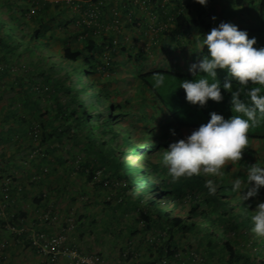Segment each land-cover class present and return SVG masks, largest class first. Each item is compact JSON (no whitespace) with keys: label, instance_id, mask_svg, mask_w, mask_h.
Returning a JSON list of instances; mask_svg holds the SVG:
<instances>
[{"label":"trees","instance_id":"obj_1","mask_svg":"<svg viewBox=\"0 0 264 264\" xmlns=\"http://www.w3.org/2000/svg\"><path fill=\"white\" fill-rule=\"evenodd\" d=\"M85 1L86 3L89 1L99 2V0H82L79 5ZM169 1L148 0V6L152 4L153 7L158 6L161 10H165L162 8L168 7V5L170 7ZM179 1L180 3L177 1V7L181 8L182 11L176 12V17L173 20H166L167 27L158 30L157 38L161 33H164V41H170L167 43V48L170 50V47L175 46L183 57H189L188 59L192 63H196L203 56L208 55L207 48H202L196 41V39L201 38L196 37L204 36L213 28L218 27L220 23H225L226 20L234 23V21L239 22L244 18L250 26L234 25L238 26L240 30L246 31L249 38L254 37L257 40L255 47H264V0H207L206 5H201L196 0H192L193 4L187 0ZM61 4L67 6L64 2L56 5ZM192 5H194L193 10H191ZM255 7L257 8L255 9ZM47 29V25L37 19L28 18V13L24 12L22 8L18 9L15 6L12 8L8 4L0 6V46L2 45L3 49L13 52L14 56L17 53L18 56L20 55L19 51L24 48L22 44L26 43L29 47L39 50L44 56L48 55L49 58H53V55L45 50L47 46L49 48L54 47L51 44V37L47 34ZM171 39L176 45L171 42ZM56 54H60L61 58L56 62L52 60V64L61 62L63 64L62 70L68 71L58 73V75L53 71L54 75L48 73V75H52L48 76L49 80L57 76L56 86L58 90H54L51 96L57 103L55 122L56 128H60L54 130L58 135L61 133L63 135L68 134L67 137L72 138V140L78 139L77 132H86V139L80 143L86 147L87 151L88 148H92L95 152L94 144L97 142L101 144L103 150L98 154L104 157L105 164L97 167L105 170L106 177L98 182L96 172L100 170L97 167H88L85 181L86 184L89 183L92 188H95L92 195L95 194L98 187L103 188L106 184L114 192V196L103 201L105 225L102 234L105 236H102L110 241L120 243L121 251L130 248V261L123 259L122 263L187 264L188 257L192 258L194 250L188 248L187 250L190 252L186 253L185 249L179 251L175 243L178 239L183 240L187 234L195 233L201 237L197 243L205 244L198 249L203 248V252L212 258H218L222 264H264V238L254 236L251 232L252 224L250 221L252 212L256 210L257 205L264 202V188L259 190L257 196L248 200H242L237 193L231 190V182L236 177L244 178L247 167L256 163L264 166V149L262 147L264 145V116H260L257 125L249 131V144L256 141L259 146L255 149L248 145L243 152L241 161L233 165L236 169L232 170V168L227 167L223 170L222 176L195 175L186 178L177 177L168 181L159 164L162 150H167L171 143L186 139L202 124H206L210 120L211 113L220 114L225 119L231 118L233 115L230 105L231 94L223 89V84L226 81H231L233 89H235L238 87V82L232 80L226 70L218 69L217 80L221 84L222 95L224 96L222 102L217 103L209 100L204 107L192 105L186 100V94L182 89L178 95L166 97L169 102L173 101L174 110L166 106V100L161 97V92L151 85L156 90V97L160 99V107L152 112L148 110H143L145 113L138 110L135 112L123 103L112 100L101 89L96 94L90 92L89 86L95 88L93 83L95 80L90 79L95 71L80 61L82 57L80 52L65 47L63 51ZM50 68L53 69V66ZM71 74H74L72 77L75 86L73 80H70ZM83 74L87 80L85 83L87 88H84L82 82L75 77ZM166 75L174 77V79L195 81L206 74L201 72L183 74L167 72L155 74L153 78L161 79ZM146 78L147 87L152 82L151 76ZM208 79L210 83L213 82L212 78L209 77ZM252 86L249 85V87ZM89 92L91 94H88ZM84 93L88 95H84ZM242 99L248 103L246 97L242 96ZM103 100L107 106L106 109H100ZM38 124L40 125V142L44 145L48 139L47 122L46 120L38 121ZM30 125L27 126L28 131L33 129L34 124H32L31 129L29 128ZM60 130L61 133H58ZM173 131L175 135H173ZM26 133L25 130L24 134L26 135ZM95 134L99 137L98 140L93 139ZM77 146L80 147L81 145L78 144ZM47 153L54 155L55 151L47 149ZM128 154L132 157L134 154H139V167L132 168L126 163L130 157ZM94 157L96 158V152ZM86 167L87 165H82L81 168L85 171ZM82 170L80 169V171ZM67 174H70V171L61 175L56 166L53 169H48L43 175H45V181L54 178L60 182L59 187L47 189V191L54 192L53 197L59 201L56 202L59 204V208L63 206L62 204L70 205L68 207L70 209L67 208L66 210L68 213L66 216H73L75 221L74 229L70 231L69 236L77 237L81 242L86 240L85 234L87 232L93 237L90 238L91 242L103 238L98 237L91 228L98 221L96 218L90 219V212H87L86 215H80L77 212L76 217L71 202L77 203L79 201L78 203L84 205V195H73L72 190L70 191L61 184ZM204 179H212L217 185L214 195H208L206 189L202 187ZM42 185L45 184L40 181L38 188L42 189ZM135 185L138 188L148 186V192L145 193L144 189H140L139 194H137ZM11 191L12 189H10L11 200L15 201ZM47 193L49 194V192ZM43 194L42 192L41 198ZM69 196L72 199L70 203L68 201ZM95 197L96 195L91 199L94 206H97L96 204L99 205L100 201ZM40 199H36V205H40L39 202L42 201ZM129 218H131V222L128 221ZM84 220L89 231H86L85 227L79 228V223ZM63 224L66 226V223ZM153 225L159 227L153 230ZM64 226L58 228L62 229ZM79 229L85 230V232L79 235ZM157 229L166 231L169 235V239L164 242L162 247L157 245L156 240H154L155 243L152 247L145 246L146 250L141 248V245H137V238L144 234L145 230L154 232ZM204 232H209L208 236L210 237L207 239L203 237ZM92 248L94 249V247ZM203 252L197 250L202 259L203 256H206ZM97 253L102 254L98 251ZM192 263L191 259L189 264ZM201 264L205 263L202 262Z\"/></svg>","mask_w":264,"mask_h":264},{"label":"crops","instance_id":"obj_2","mask_svg":"<svg viewBox=\"0 0 264 264\" xmlns=\"http://www.w3.org/2000/svg\"><path fill=\"white\" fill-rule=\"evenodd\" d=\"M132 1H102L101 8L97 9L100 13L99 19L92 24L88 23L91 6L86 1L80 4L78 9L62 4L56 5L50 0H0V6L8 4L12 8L13 6L22 8L28 13V18H35L47 25V34L51 37V44L54 46L49 48L51 53H59L65 47L80 52L82 55L80 61L95 71L91 75L92 79L112 100L123 103L135 112L137 110L152 112L160 107V99L156 97V90L151 87L152 83L146 87L145 78L151 76L152 82L155 77L153 75L158 73H189L193 63L189 61V57H183L180 52L173 56L164 55L158 52L160 46L153 44L159 38H157L158 32L167 27L166 20H173L175 15L182 11L177 7V1L178 3L180 1L170 0V7L168 5L162 8L165 10H161L158 6L153 7L152 4L147 8H137L132 5ZM187 1L193 4L192 0ZM193 9L194 5L191 6V10ZM104 25L110 28L104 31L102 28ZM21 52L25 51L22 49L19 53ZM26 56L27 54L18 56V53L16 56L10 55L8 50L0 46V200H2L3 183L11 179V192L15 202L6 209V218L12 225L25 229L23 234H14L2 227L5 221L0 219V227L3 228L0 235V254L6 253L10 257L9 264H66L62 256L46 257L37 253L31 248L28 235L32 228L49 233L60 231L57 226L53 228L43 226L40 221V215L51 207L55 206V210L60 211L57 204L59 201L53 197L54 192L47 191L49 187L52 189L59 187L60 182L54 178L45 181L44 170L57 166L62 175L74 169L78 162L84 165L83 158L75 143V141L78 143L79 139L72 140L63 135L61 130L58 133H61L62 137L55 132L54 129L60 128H56L54 121L57 103L47 85H42L45 77L39 70L40 66L35 64L37 61L33 59V55L28 54L29 62L26 63L24 60ZM52 60L56 62L58 59L53 56ZM42 119L47 122V149L54 150L55 154L51 155L47 153V149L46 151L42 149L41 156L31 157L29 160L34 136L31 135L33 129L29 132L27 126L31 124L29 127L31 129L34 124V128L38 121H44ZM40 181L45 184L42 185V189L38 188ZM38 198L42 200L39 202L40 205H36ZM62 205L66 206V210L70 206ZM13 215L15 218H12ZM79 226L86 228L85 220L80 222ZM84 232L85 230L81 229L78 234ZM156 233L157 230L154 232L145 230V233L137 238V245H141V248L146 250L145 246L152 247L156 240L157 245L162 247L166 241L161 242L162 239ZM161 236L163 237L162 234ZM85 237H87L85 242L93 238L88 232ZM168 239L169 236L166 240ZM186 246L185 253L188 248L193 249L192 244ZM91 249L92 252H97ZM98 252H102L107 257L110 249ZM191 259L187 260V264ZM108 262L113 263V260L109 259ZM207 264L222 263L217 260Z\"/></svg>","mask_w":264,"mask_h":264},{"label":"clouds","instance_id":"obj_3","mask_svg":"<svg viewBox=\"0 0 264 264\" xmlns=\"http://www.w3.org/2000/svg\"><path fill=\"white\" fill-rule=\"evenodd\" d=\"M196 2L201 5L207 4V0H196ZM132 3L134 7H138L134 1ZM149 6L139 7L147 8ZM102 28L106 31L110 27L104 25ZM198 37L201 39H198L197 43L202 48H207L208 55L193 63L189 70L193 73L201 72L206 75L195 81H181L179 88L184 90L186 100L192 105L204 107L209 100L220 103L224 96L221 84L217 80V70H226L228 76L238 82V87L235 89H233L231 81H226L223 84V89L231 94L230 105L233 115L231 118L225 119L222 115L213 112L210 120L193 131L186 139L171 143L167 150H162L159 164L168 181L177 177L186 178L195 175L219 177L224 174L223 170L227 167L232 170L236 169L233 165L241 161L243 152L249 145L250 129L257 125L260 116H264V91H262L264 90V47H255L257 40L254 37L249 38L246 31H242L238 26L230 23H220L208 34L196 38ZM209 77L213 82H209ZM158 83H162V81H158ZM249 85L253 86L249 87ZM94 90L98 91L96 87ZM242 96L247 98L248 103L242 99ZM39 133L40 125L36 124L31 133L34 136V144L30 146V155L32 154L31 150L37 146L41 151L48 148L47 144H41ZM173 135H175L174 131ZM41 151L36 157L41 156ZM134 156L139 161V154H134ZM134 156L128 154L129 159L126 163L129 164ZM136 164L135 168L139 167V163ZM80 169L82 168L78 162L71 171L81 173ZM47 171L48 169L44 170L45 173ZM85 171L87 175L88 166ZM231 185V190L237 193L242 200L257 196L259 190L264 188V166L256 163L247 167L245 177H236ZM202 187L211 196L215 194L217 185L212 179H204ZM140 189L148 190L149 187L146 185L140 188L136 187L137 194ZM245 190H247L246 193ZM54 212L56 211L54 210ZM56 213L64 215L60 211ZM250 221L251 232L254 236L264 238V202L257 205L256 210L252 212ZM81 243L80 241V245ZM122 252L119 249L117 262L121 264H123ZM192 259L194 260L192 264L202 263L201 255L197 251H193Z\"/></svg>","mask_w":264,"mask_h":264},{"label":"rangeland","instance_id":"obj_4","mask_svg":"<svg viewBox=\"0 0 264 264\" xmlns=\"http://www.w3.org/2000/svg\"><path fill=\"white\" fill-rule=\"evenodd\" d=\"M256 8L257 7H255V9ZM251 9H254V8H251ZM246 22L247 21L244 20V18H243V20H240L239 22L234 21V23L229 22V20H226L225 21V23L239 24L240 26L241 25H243V26H250ZM166 31L169 32V30H166ZM172 32L174 33V31H172ZM164 37H165L164 36V33H161L160 36H159V38L156 39L155 42H153V44H155L156 46H160V47H158V52H161L164 55L165 54H168V55H171V56L178 55L179 51H178L177 48H175V46L170 47V50L167 48V45L166 44H167L168 41L166 40V42H165L164 41ZM196 41H197V39H196ZM171 42L173 44H175V42L173 41V39H171ZM22 46L24 47L23 48V51H25V52H21L20 54H24V55L27 54L26 58H24L25 62L26 63L29 62L28 61V54L33 55V59L35 61H37L35 64L37 66H40L39 70H41L44 73V77H45L44 79L45 80L43 81L42 85H47V87L49 88V90L52 93L54 92V90H58L57 89V86H56L57 76H55V78L53 77V79H51V80H49L48 76L51 75V74L54 75V73H57L56 75H58V73H66L68 70H62L63 64L61 62H59L58 64H52V62H51L52 59H53L52 57L49 58L48 55L47 56H44L43 53H41L37 49L35 50L31 46L29 47L28 44H26V43L24 44L23 43ZM39 48H41V47H39ZM45 50L50 55H53L54 56V54L51 53V51H50V49H49L48 46L45 47ZM170 52L172 54H170ZM9 53H10V55H13L14 56L13 52H9ZM36 57H38V58H36ZM55 57L57 59H59V58H61V55L60 54H55ZM14 59L17 60L16 57H14ZM36 65H35V67H36ZM51 66H53V69L50 68ZM35 67H31V68H35ZM48 73H51V74L48 75ZM74 74H71L70 75V80H73V77L72 76H74ZM75 77L82 82L84 88H87L86 87L87 85L85 84L87 80L85 79V75L84 74L82 76H77L76 75ZM90 79H92V78H90ZM92 81H93V79H92ZM158 81H162V83H158ZM181 81H184V80L183 79H174V77H170L168 75L162 77L161 79L155 78V79L152 80V86L154 88H156L157 91H160L161 92L160 93L161 94V97L164 100H166V104H167L166 106H168L169 109L174 110V105H173L174 103H173V101L172 102H169L167 100V98H168V96L178 95L180 93V91L182 90V88H179ZM93 83L95 84V87L98 89V91L96 92L94 90L95 89L94 87L91 88L89 86L90 92H95V94H96V93L99 92L100 89H99V87H98V85H97V83L95 81ZM73 85L75 86L74 80H73ZM43 89H44V87H43ZM90 92L88 94H91ZM88 94L87 93H84V95H88ZM179 104L181 105V103H179ZM100 107H101L100 109H104V108L106 109L107 108L104 100H103L102 105ZM172 112H174V111H172ZM161 123H163V122H161ZM72 134H75V133H72ZM76 135H77V138L79 139V140L77 139L78 140V143L81 145V147L80 148L78 147V148L81 151L80 152L81 158H83V163L82 164H84V166L87 165L89 168H95L97 166H103L105 164V159H104V157H102L101 154H98L99 152H101V150H103L101 144L97 142L93 146V148L95 149V152H96V158H95L94 157L95 152L92 150V148H88V151H87L86 150V147H84V145H82V143H80L81 141H83L84 139H86V132H84V131H82L80 133L77 132ZM66 136H68V134H66ZM93 139L94 140H98L99 137L95 134V135H93ZM75 143H76V145H78V143L76 141H75ZM249 145L251 147H254V148L255 147L257 148L259 146L258 142H256V141H253ZM262 147L264 149V145ZM257 156H258V154H257ZM28 159L31 160V156H28ZM137 162H138L137 161V157L134 156L133 160H131V162L128 165L131 166V167H133V168H135L136 165H137L136 164ZM81 167H82V165H81ZM97 169L100 170V171L97 170L98 173L96 172L97 181L98 182H101V180H103L106 177L105 170L104 169H100L98 167H97ZM85 179H86V171H83L82 170L81 173L80 172L79 173L78 172L75 173V172L71 171L70 174H67L65 176L64 182L62 183V185L66 186L70 191L72 190L73 191V195H75V194H79V195L83 194L84 195V197L82 196L83 197V200H85V202L83 203L84 205H82L81 203H78L79 201L77 203L76 202H73L72 203L71 202L72 199H71L70 196L68 198V201H69V203L71 202L72 207L75 209L74 211L76 213L75 214L76 217H77V212L80 213V215H82V214H85L86 215L87 212H90L89 213L90 219L91 218L92 219L96 218V220L98 222H96L94 224V226L91 227V228L94 230V232H97L98 237H103L104 238L105 235L102 234V230H103V227L105 225V216H103V213H104L105 208L103 206V201L106 200L107 198L111 197V196H114V192H113V190H110L109 189V186L106 184L103 188H99L98 187V189L95 190V194L92 195V191L95 188H92L91 184H89V183L86 184ZM147 192H148L147 189H145V193H147ZM95 195H96L95 198H97V200L100 201V204L99 205L96 204L97 206H94V203H93V201L91 199ZM114 205H116V204H114ZM59 209H60V213H63L64 215H68L65 206H62ZM97 215H99V216H97ZM128 221L131 222V218H129ZM156 227H159V226L158 225H153L152 226L153 229L156 228ZM85 230L86 231H89V229L87 227L85 228ZM157 232L160 233L159 229H157ZM158 233H156V234H157V236H160V239H162L161 242L162 241H167L166 238H168L169 235H168V233L166 231H163L160 234H158ZM208 233L209 232H204V234L206 236L203 235V237H206V239L209 238L210 236H208ZM161 234L163 235V237L161 236ZM102 235H104V236H102ZM147 236H149L148 233H147ZM103 238H100V239L98 238L95 241V243H91V240L90 239H89L90 242L89 241H87V242H84L83 241L85 244H83V242H82L81 247H82V249L85 250V248H86V250H89V251H92V249H91L92 247H95L94 249L97 250V251H100V250H103V249H107V250L110 249V252L108 253L107 257L104 256L105 259L106 260L112 259L113 262H117L119 260L118 259L119 249L122 246H120V243H118L116 241H110L106 237L104 238V240H102ZM199 238H201V237L198 236V235H195V233H189L185 237H183V240L178 239L177 240V243H175V246L178 248L179 251H182V250L185 249V247L187 248L186 245L192 244L194 251L200 250L201 252H203V248L202 249H198V248L205 246V244L204 245H200V243H197V241L199 240ZM85 245H88L91 248H88ZM115 245H116V247H113ZM186 251L188 252L189 250H186ZM203 253H205V252H203ZM182 257H184V256H182ZM210 257H211V259H210ZM189 258H190V256L188 257V259ZM217 260H218V258H212V256H209L208 254H206L205 257L203 256V260H202V257H201V261L203 263H205V264H207L208 261H209V263H211V261H215L216 262Z\"/></svg>","mask_w":264,"mask_h":264},{"label":"built area","instance_id":"obj_5","mask_svg":"<svg viewBox=\"0 0 264 264\" xmlns=\"http://www.w3.org/2000/svg\"><path fill=\"white\" fill-rule=\"evenodd\" d=\"M54 4L64 2L67 6L74 8L80 7L79 3L82 0H50ZM99 0L98 3L90 2L91 10L88 13L90 20L89 24L95 22L99 18L98 10L102 4ZM134 4L141 7L148 5V0H134ZM41 149L37 146L31 150V157H36ZM11 179H7L1 188L2 200H0V219L5 221L2 226L4 229L10 230L14 234H23L24 228L16 227L9 219L6 218V209L9 205H13L15 201L11 200ZM12 218H15L13 215ZM40 221L43 226L53 228L54 226L60 227L66 223L58 233H47L46 231H39L35 228L29 230V242L31 248L37 251L42 256H62L66 261V264H121L120 262H108L105 257L97 252L86 251L82 249L80 241L77 237L69 236L70 231L74 229L75 218L73 216H64L62 214L54 212L52 209L46 210L40 215ZM0 227V235L3 232V228ZM123 259L130 261V248L121 253ZM195 257V261L196 256ZM10 257L5 253L0 254V264H9ZM196 264V263H195Z\"/></svg>","mask_w":264,"mask_h":264}]
</instances>
